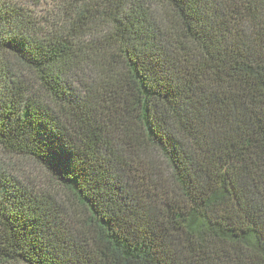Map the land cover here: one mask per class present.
Listing matches in <instances>:
<instances>
[{
	"label": "trees",
	"instance_id": "obj_1",
	"mask_svg": "<svg viewBox=\"0 0 264 264\" xmlns=\"http://www.w3.org/2000/svg\"><path fill=\"white\" fill-rule=\"evenodd\" d=\"M0 0V264H264V0Z\"/></svg>",
	"mask_w": 264,
	"mask_h": 264
},
{
	"label": "rangeland",
	"instance_id": "obj_2",
	"mask_svg": "<svg viewBox=\"0 0 264 264\" xmlns=\"http://www.w3.org/2000/svg\"><path fill=\"white\" fill-rule=\"evenodd\" d=\"M58 2L54 0H42L39 4H32L30 9L36 13V15H40L41 17H45L49 21H55L58 19V13H60Z\"/></svg>",
	"mask_w": 264,
	"mask_h": 264
}]
</instances>
